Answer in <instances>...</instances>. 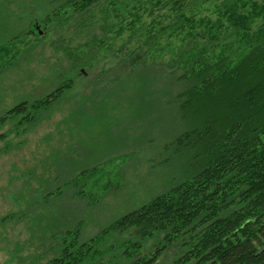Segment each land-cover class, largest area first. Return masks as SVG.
<instances>
[{
    "label": "rangeland",
    "instance_id": "374dc122",
    "mask_svg": "<svg viewBox=\"0 0 264 264\" xmlns=\"http://www.w3.org/2000/svg\"><path fill=\"white\" fill-rule=\"evenodd\" d=\"M221 1L192 0L191 7L197 17L213 16ZM110 6L103 0L73 20L62 11L58 20L53 14L47 18L53 0H0V116L73 81L33 121L0 127V264H42L51 255L55 225L79 223L82 240H88L194 173L193 152L166 148L179 122L162 101L139 97L150 73L156 74L155 88L181 73L167 65L183 49L181 34L163 31L150 50L144 40L155 33L143 32L153 20L156 26L172 22L166 8L141 11L145 30L138 25L129 35L115 26L120 19ZM104 10L111 16L100 20L107 17ZM78 22L87 26L76 28ZM53 210L55 221L41 218ZM175 253L169 250L163 260Z\"/></svg>",
    "mask_w": 264,
    "mask_h": 264
},
{
    "label": "trees",
    "instance_id": "16d2710c",
    "mask_svg": "<svg viewBox=\"0 0 264 264\" xmlns=\"http://www.w3.org/2000/svg\"><path fill=\"white\" fill-rule=\"evenodd\" d=\"M101 1L53 0L47 18L53 14L61 20L63 11L66 20H73ZM109 3L120 19L113 25L129 35L138 25L145 30L141 11L166 8L172 22L156 26L153 20L143 32L155 33L156 38L144 40L150 42V50L163 31L181 34L183 49L167 63L181 73L167 77L163 88L152 87L156 74L150 73L139 97L162 101L175 124L179 122L166 148L193 152L194 173L112 220L88 240H82L79 223L60 229L55 225L50 230L51 255L42 264H264V0H222L215 4V18L197 17L192 0ZM103 12L107 17L100 20H107L110 11ZM83 26L87 24H76ZM72 82L59 83L34 102L17 103L0 116V127L10 121H33L52 108ZM79 178L75 184L81 188ZM51 212L41 218L55 221L56 213ZM171 249L174 258L165 262L163 256Z\"/></svg>",
    "mask_w": 264,
    "mask_h": 264
},
{
    "label": "water",
    "instance_id": "95a60500",
    "mask_svg": "<svg viewBox=\"0 0 264 264\" xmlns=\"http://www.w3.org/2000/svg\"><path fill=\"white\" fill-rule=\"evenodd\" d=\"M37 29L39 30V33L41 34V31H40L39 25H37Z\"/></svg>",
    "mask_w": 264,
    "mask_h": 264
}]
</instances>
